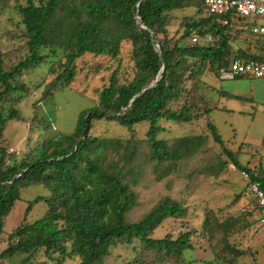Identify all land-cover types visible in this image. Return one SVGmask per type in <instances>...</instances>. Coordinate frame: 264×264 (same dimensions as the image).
I'll return each mask as SVG.
<instances>
[{"label":"trees","instance_id":"1","mask_svg":"<svg viewBox=\"0 0 264 264\" xmlns=\"http://www.w3.org/2000/svg\"><path fill=\"white\" fill-rule=\"evenodd\" d=\"M0 6L17 17L20 34L14 36L22 38L26 48L25 56L9 69L0 48V244L5 243L0 249V264L18 256H22L19 264H105L113 246L135 239L163 252L166 259L176 257L180 264L195 262L188 261L184 253L193 249L192 231L176 238L152 236L164 220L187 215L183 201L166 196L148 213L130 220L129 212L140 204L137 180L126 177L136 148L131 149V139L97 137L90 131L94 121L103 119L116 120L131 132L147 122L150 159L156 160L157 167L167 163L159 179L172 178L179 162L195 155L205 137H180L170 146L167 140L158 138L165 131L160 121L189 123L209 114L211 87L203 76L212 72L220 77L221 70L229 66L232 26L221 19L232 17L209 14L204 0H0ZM192 6L197 11L183 17L181 41L172 40L168 32L172 12ZM195 35H211L213 39L195 43ZM186 39L192 43H184ZM125 41L132 46L133 79L121 83L115 70L109 85L99 94L98 105L80 113L72 133L48 139L21 160L8 161L1 139L7 122L21 118L18 104L22 93L28 92L22 75L47 57L44 50L53 55L63 53V69L53 86L64 88L74 80L80 57L89 54L116 59ZM237 56L257 57L242 50L236 51ZM159 75L162 77L156 85L132 100ZM207 128L234 166L248 172L250 179L264 189V170L258 175L244 167L238 153L224 145L211 121ZM34 185L43 186L46 193L29 201L24 220L4 239L6 218L21 200L22 190ZM40 203L45 206L43 216L30 222L29 214ZM211 214L208 210L204 227L213 237ZM236 222L232 218L218 221L225 240L233 235ZM225 248L233 250L228 241ZM226 263L219 258L213 264Z\"/></svg>","mask_w":264,"mask_h":264},{"label":"rangeland","instance_id":"2","mask_svg":"<svg viewBox=\"0 0 264 264\" xmlns=\"http://www.w3.org/2000/svg\"><path fill=\"white\" fill-rule=\"evenodd\" d=\"M12 1V0H11ZM12 3V2H11ZM197 8L192 6L172 12L168 32L172 40L181 41L183 17L195 15ZM245 23L264 24V16H254ZM17 17L8 9L0 6V48L5 55V68L25 56V43L19 36ZM231 47L234 57L236 51L251 52L264 56V40L253 36L248 29L232 27ZM191 44V39L183 41ZM47 57L37 66L24 72L22 82L28 92L22 93L18 104L20 119L7 122L1 146L8 161H18L34 153L48 139H56L62 134L75 130L81 112L98 105L101 90L110 83L111 74L117 70L119 82L124 83L135 75L132 46L123 42L118 58L110 56L84 55L76 61V76L69 87H54V80L63 69V53L51 54L44 50ZM203 80L211 87L209 114L189 123L161 120L165 131L158 134L170 146L184 136L204 135L200 149L195 155L179 162V169L169 179H159L164 166H156L151 160V149L147 132L149 124L143 122L134 127V132L120 125L116 120L94 121L91 135L97 137L132 140L136 148L134 160L127 170V180H137L140 204L131 209L130 220L139 219L148 213L162 198L172 195L183 201L188 213L181 219L168 218L152 234L155 238L171 235L176 238L186 231H192L190 242L193 249L184 251L192 264H213L218 259L226 264H264V227L259 223L260 209L254 197L247 194V181L244 171L234 166L229 156L223 152L207 124L211 121L224 140V145L238 153L237 157L244 167L255 174L264 170V79L248 77L224 80L212 72H207ZM57 85V84H56ZM154 166V167H153ZM46 193L43 186L34 185L21 192V200L9 214L5 222V235L24 220V212L30 200ZM211 210L210 225L214 236L205 231L204 221L207 211ZM45 206L38 204L29 214L30 222L43 216ZM215 219H214V218ZM236 219L235 229L225 240V233L219 228L218 221ZM249 226L245 227V224ZM228 241L233 250L225 248ZM5 243L0 244V249ZM241 250L244 254L238 252ZM163 252L146 247L139 240L130 244L113 246L105 264H180L176 257L164 258ZM22 256L15 257L7 264H19ZM76 264L77 262H71ZM48 264H57L48 261ZM67 264V263H65Z\"/></svg>","mask_w":264,"mask_h":264},{"label":"built area","instance_id":"3","mask_svg":"<svg viewBox=\"0 0 264 264\" xmlns=\"http://www.w3.org/2000/svg\"><path fill=\"white\" fill-rule=\"evenodd\" d=\"M204 4L207 12L211 15L232 17V19L226 17L221 19L223 24L248 29L253 36L261 37L264 40V24L245 23L248 18L264 16V0H204ZM212 39L211 35L204 37L195 35L192 41L209 43ZM259 53L255 58L239 56L228 58L229 66L221 70L220 78L231 80L242 76L264 79V56H262V51ZM243 175L247 181V194L256 199L260 209L259 223L264 227V189L259 182L250 179L248 172H244Z\"/></svg>","mask_w":264,"mask_h":264},{"label":"water","instance_id":"4","mask_svg":"<svg viewBox=\"0 0 264 264\" xmlns=\"http://www.w3.org/2000/svg\"><path fill=\"white\" fill-rule=\"evenodd\" d=\"M161 77H162V75H159V76L157 77L156 81H155L153 84H151L150 86L144 88L139 94L135 95V97H134L132 100H135L139 95H141L143 92H145L148 88H150V87L156 85V84L158 83V81L161 79Z\"/></svg>","mask_w":264,"mask_h":264},{"label":"crops","instance_id":"5","mask_svg":"<svg viewBox=\"0 0 264 264\" xmlns=\"http://www.w3.org/2000/svg\"><path fill=\"white\" fill-rule=\"evenodd\" d=\"M237 78H244V77H242V76L241 77H236L235 79H237Z\"/></svg>","mask_w":264,"mask_h":264}]
</instances>
